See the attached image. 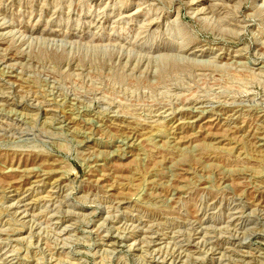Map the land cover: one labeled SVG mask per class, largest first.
<instances>
[{"label":"rangeland","instance_id":"rangeland-1","mask_svg":"<svg viewBox=\"0 0 264 264\" xmlns=\"http://www.w3.org/2000/svg\"><path fill=\"white\" fill-rule=\"evenodd\" d=\"M0 264H264V0H0Z\"/></svg>","mask_w":264,"mask_h":264}]
</instances>
